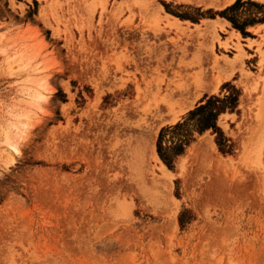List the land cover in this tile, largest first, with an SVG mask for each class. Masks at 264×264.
<instances>
[{
    "label": "rangeland",
    "instance_id": "1",
    "mask_svg": "<svg viewBox=\"0 0 264 264\" xmlns=\"http://www.w3.org/2000/svg\"><path fill=\"white\" fill-rule=\"evenodd\" d=\"M236 1L0 0V264H264V0ZM201 56L236 62L197 89Z\"/></svg>",
    "mask_w": 264,
    "mask_h": 264
},
{
    "label": "bare ground",
    "instance_id": "2",
    "mask_svg": "<svg viewBox=\"0 0 264 264\" xmlns=\"http://www.w3.org/2000/svg\"><path fill=\"white\" fill-rule=\"evenodd\" d=\"M231 0H223V4H226V3H229ZM144 3H145V5L147 6V7H149V8H151V9H153V13H156L155 15H157V16H161V14H160V9H162V6L160 5H158V7L157 6H155L154 4H155V0H144ZM170 14L169 13H167L166 15H162L163 16V19H167L168 21L170 20V16H169ZM161 16V17H162ZM174 22H176L177 23V18L175 17V20H173ZM214 21H217L218 22V20L217 19H214ZM176 23H174V24H176ZM174 24H172V25H174ZM200 57V56H199ZM208 57H210V56H207V58ZM212 57V56H211ZM203 58V59H202ZM207 58H206V60H207ZM237 57H235V59H236ZM212 62H213V66L214 67H218V69H220L221 68V72L219 71L218 73H215V74H213V77H212V80H210V81H208L207 82V75L205 74V72L203 71V68H202V66H203V62H202V60L204 61L205 59H204V57H202L201 56V58L200 59H198V57H197V59H193L192 61H189V62H186L185 63V68H186V70H188L189 72H190V70H192V69H194V68H197L198 67V71H196V72H194V71H192V72H194V75L191 77V79H192V81H189L188 82V84H190V83H192L193 85H194V87H196L197 89L199 88V87H202L203 88V86H205V85H207L206 83H208V84H211V83H213L214 85L215 84H217V83H219V80L221 79V77L223 76V73H222V70H224L225 68H227V67H232V66H234V64H235V60H227L226 58L224 59V60H221V59H219V58H216V56H213L212 58ZM206 62V61H205ZM211 62V61H210ZM209 63V62H208ZM184 67H182V68H184ZM209 67V66H208ZM207 67V68H208ZM212 67V66H211ZM184 68V69H185ZM215 69V68H214ZM188 71H187V73H188ZM185 85L186 84H184V87H185ZM193 87V86H192ZM195 88V89H196ZM192 89V88H191ZM171 90H173V89H171ZM171 92V91H170ZM174 92V91H173ZM168 93V92H167ZM172 94V93H171ZM175 94V93H174ZM164 96H166L167 97V95L166 94H164ZM160 97V96H159ZM174 97V96H173ZM162 98H163V96H162ZM168 98H169V96H168ZM171 98V97H170ZM161 99V98H160ZM164 100H166V99H164ZM170 100V99H169ZM159 104V103H158ZM160 105V104H159ZM168 107V106H167ZM164 108V107H163ZM133 127V126H132ZM126 128H127V126H126ZM11 146L15 149V150H18V146H17V143H14V142H11ZM158 157V159H160L159 158V156H157ZM161 161V160H160ZM161 163H162V169L164 170V171H169L168 169H167V167H165V165H164V163L161 161ZM165 175H167V174H165Z\"/></svg>",
    "mask_w": 264,
    "mask_h": 264
},
{
    "label": "trees",
    "instance_id": "3",
    "mask_svg": "<svg viewBox=\"0 0 264 264\" xmlns=\"http://www.w3.org/2000/svg\"><path fill=\"white\" fill-rule=\"evenodd\" d=\"M240 2V0H237L235 3H233L232 5L228 6L227 8H225L224 10H222L221 12H219L221 15H224L225 17H227L228 19H230L231 21H233V23H235V21L228 15H226V10H229V9H234V7L236 6V4H238ZM242 2V1H241ZM259 4V3H258ZM260 5L264 6V4H261ZM258 21H264V15L260 16V17H254L253 19L250 20V23H255V22H258ZM236 24V23H235ZM236 27L238 28H242L240 26H237L235 25ZM215 100H221L222 101V108L221 110L219 109V111H223L224 109H226L227 107H234L236 104V101H237V97H230V96H226L224 97L223 99L219 98V97H215ZM215 105V103H211V105ZM228 105H231V106H228ZM217 113L219 112H216V115ZM208 120V119H207ZM179 123H177L178 125ZM207 127H214V128H218L217 124H216V117L214 116L213 119H209L206 124H205V128ZM159 139H160V136H159Z\"/></svg>",
    "mask_w": 264,
    "mask_h": 264
}]
</instances>
